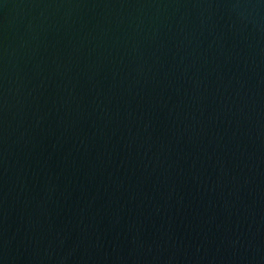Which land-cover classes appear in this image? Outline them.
Returning a JSON list of instances; mask_svg holds the SVG:
<instances>
[{
	"label": "water",
	"instance_id": "95a60500",
	"mask_svg": "<svg viewBox=\"0 0 264 264\" xmlns=\"http://www.w3.org/2000/svg\"><path fill=\"white\" fill-rule=\"evenodd\" d=\"M0 264H264V0H0Z\"/></svg>",
	"mask_w": 264,
	"mask_h": 264
}]
</instances>
